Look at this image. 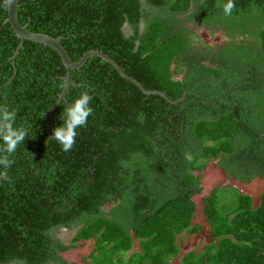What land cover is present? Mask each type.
I'll use <instances>...</instances> for the list:
<instances>
[{"label": "trees", "instance_id": "obj_1", "mask_svg": "<svg viewBox=\"0 0 264 264\" xmlns=\"http://www.w3.org/2000/svg\"><path fill=\"white\" fill-rule=\"evenodd\" d=\"M225 2L19 0V23L61 38L74 62L101 51L166 95L91 57L47 126L67 70L43 44L16 55L0 0V105L29 133L0 180V264H67L62 254L86 242V264H264V192L259 203L240 191L229 202L221 185L204 194L213 160L236 183L264 181V0H234L228 16ZM85 91L93 114L62 151L49 137ZM196 197L211 242L182 254L178 237L203 232ZM61 230H75L71 243ZM135 240L141 251L128 256Z\"/></svg>", "mask_w": 264, "mask_h": 264}, {"label": "clouds", "instance_id": "obj_2", "mask_svg": "<svg viewBox=\"0 0 264 264\" xmlns=\"http://www.w3.org/2000/svg\"><path fill=\"white\" fill-rule=\"evenodd\" d=\"M9 0H5L8 4ZM222 7L225 16L231 15L235 8L234 0H226L225 3L218 5ZM92 96L87 92H82L71 104L64 108L61 115L63 124L56 127L49 140L57 141L62 151L69 152L76 143L77 129L86 127L88 118L93 114V108L90 106ZM17 112L15 109H9L7 105H0V180L8 179V172L14 160L9 157L17 150L18 145L22 144L29 135L28 129L24 126H15ZM186 159L191 160V155L186 154Z\"/></svg>", "mask_w": 264, "mask_h": 264}, {"label": "rangeland", "instance_id": "obj_3", "mask_svg": "<svg viewBox=\"0 0 264 264\" xmlns=\"http://www.w3.org/2000/svg\"><path fill=\"white\" fill-rule=\"evenodd\" d=\"M205 36L204 34H202ZM217 41V39L215 38ZM218 42V41H217ZM218 160H213L210 165H208L207 169L203 171L204 175V181H205V191L204 194H209L211 189L214 187H217L218 185H221L224 187V192L228 195V201L231 202L236 197L235 191H240L244 194H252L256 200L257 203L260 201V196L264 192V181L255 180L254 183L251 185H242L239 183H236L235 181L228 179L224 176L222 170L217 168ZM229 187V188H227ZM239 190H238V188ZM236 189V190H235ZM237 192V194H238ZM197 203V213H196V219L193 222L194 224H200L203 227V232L198 236H190L188 234L181 235L178 237V241L180 242V247L182 249V254H186L192 250L195 249L196 252L202 251L204 248L203 244L211 242L210 237V230L209 226L207 224L206 218L204 217L202 213L203 209V202L201 200V197H196L195 199ZM230 204H227V206ZM112 207L107 206L105 210H110ZM229 209V206H228ZM75 235V230H61L59 234L57 235L65 244L71 243L72 238ZM92 243L86 242L81 243L80 246L77 249H74L72 251L65 252L62 254L63 258L66 260L67 264H86L85 259L88 258L89 254L93 250ZM140 244L137 240L134 241V248L132 251L128 253V256L131 255L134 252H140ZM176 260L172 261V264L175 263Z\"/></svg>", "mask_w": 264, "mask_h": 264}, {"label": "water", "instance_id": "obj_4", "mask_svg": "<svg viewBox=\"0 0 264 264\" xmlns=\"http://www.w3.org/2000/svg\"><path fill=\"white\" fill-rule=\"evenodd\" d=\"M7 8H8V17L5 21V23L10 24L11 28L13 29V31L15 32L17 37L21 40V43H20V45L16 51V55L19 53V50L23 48L25 41H31V42L43 44L44 46L51 47L52 49H54L59 54V56L63 62V65L65 66V68L67 70V74L65 77L64 89H63L58 101L56 102V104H54L46 113L47 126H49V121H48L49 116L56 109L58 104L65 98L70 86L72 84H75L74 79H73V71L81 69L85 65V63L88 61V59H90L91 57H99V58L103 59L104 61H106L107 63L113 65L114 68L119 72V74H121V76H123L127 80L135 83L141 89V91L143 93H145V94H157V95H161L162 97L166 98V95L162 92L146 90L137 80L128 76L124 72V70H122V68L118 65V63L115 60H113L112 58H110L108 55L104 54L101 51H90V52L84 54V56L78 62H74L70 58V56H69L68 52L66 51V49L64 48V46L62 45L61 38H53V37H50L46 34L30 32L26 29L25 26H22L19 23V20H18L19 0H9ZM185 99H186V95L183 96L180 100L176 101V103L181 102ZM48 129H49V127H48Z\"/></svg>", "mask_w": 264, "mask_h": 264}]
</instances>
